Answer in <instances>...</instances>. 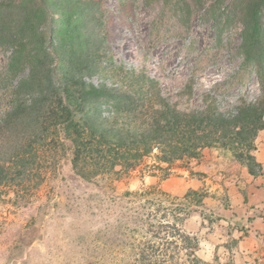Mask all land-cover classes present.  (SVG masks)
<instances>
[{
    "label": "rangeland",
    "instance_id": "obj_1",
    "mask_svg": "<svg viewBox=\"0 0 264 264\" xmlns=\"http://www.w3.org/2000/svg\"><path fill=\"white\" fill-rule=\"evenodd\" d=\"M96 1L115 61L155 76L162 93L179 107L201 106L206 95L225 108L261 96L257 68L242 51L241 0ZM262 22L264 28V10ZM11 55L0 47V115L15 81ZM15 69L18 77L27 73ZM216 151L225 154L224 168L231 167L232 154L212 148L199 160L162 168L151 155L121 179L105 175L86 181L74 172L69 150L59 148L43 168L38 188L0 186V264H138L141 248L165 237L171 209L182 216L191 210L180 227L200 237L207 264H264V176L254 178L244 167L230 182L221 168L224 184L197 171V161L212 159ZM189 188L213 196L202 207L180 211Z\"/></svg>",
    "mask_w": 264,
    "mask_h": 264
},
{
    "label": "trees",
    "instance_id": "obj_2",
    "mask_svg": "<svg viewBox=\"0 0 264 264\" xmlns=\"http://www.w3.org/2000/svg\"><path fill=\"white\" fill-rule=\"evenodd\" d=\"M240 6L242 51L257 68L261 96L225 108L206 95L201 106L181 108L155 76L115 61L98 1L0 0V47L12 51L15 80L0 115V186L38 188L59 148L69 150L74 172L86 181L121 179L151 155L162 168L199 160L212 148L230 152L254 178L264 176L256 156L264 131V0ZM15 68L27 73L18 77ZM94 75L104 80L89 82ZM209 196L189 188L179 210L202 207ZM170 212L165 237L141 248L138 264H207L200 237L180 227L191 210Z\"/></svg>",
    "mask_w": 264,
    "mask_h": 264
},
{
    "label": "crops",
    "instance_id": "obj_3",
    "mask_svg": "<svg viewBox=\"0 0 264 264\" xmlns=\"http://www.w3.org/2000/svg\"><path fill=\"white\" fill-rule=\"evenodd\" d=\"M264 136V134H262ZM210 150V149H207ZM259 151H260V155L259 156ZM258 153L256 154L258 161L261 163H264V143L262 144V146L258 147ZM224 152L222 151H216V156L213 157L212 159L207 158V160H203V161H197L198 166L196 167L197 171H201L204 174L208 173V176L210 178H214V179H218V180H222V183L224 184H228L227 180H223V176H221L220 173H218L219 169H224V171L226 172L225 176H227V179L230 182H235L237 181L239 175L241 173H243L245 171L244 166L240 165L236 160H234L230 166L231 167H226L224 165ZM259 190V189H257ZM255 194V193H254ZM255 199V198H254ZM239 239V238H238Z\"/></svg>",
    "mask_w": 264,
    "mask_h": 264
}]
</instances>
